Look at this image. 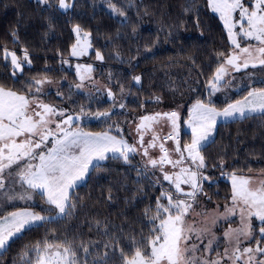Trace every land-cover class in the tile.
<instances>
[{
  "label": "trees",
  "instance_id": "obj_1",
  "mask_svg": "<svg viewBox=\"0 0 264 264\" xmlns=\"http://www.w3.org/2000/svg\"><path fill=\"white\" fill-rule=\"evenodd\" d=\"M53 5H58V0H50L47 6L37 0H0V86L22 91L28 79L72 78V28L79 25L82 31L91 33L88 59H95L99 51L103 56L100 73L125 88L111 112V117H124V123L130 114L143 113L159 103L185 104L183 118L189 104L198 99L208 103V82L220 65V54L226 55L232 48L224 24L208 0H74L67 11ZM112 5L125 15L114 12ZM4 49L14 51L21 60L26 49L31 64L15 69L9 56L5 58ZM134 76L141 77L139 84L134 83ZM251 87L264 88V83ZM248 90L244 88L230 100L242 98ZM210 101L216 107L227 103ZM121 103L124 109L119 108ZM82 127L109 129L93 123ZM112 133L120 135L116 130ZM180 138L189 141L190 132L181 129ZM202 154L206 168L201 171L208 179L201 182L203 191L197 196L203 195L210 202L229 199L231 185L226 177L231 173L264 174V114L219 122ZM221 162L223 167L219 166ZM162 192L176 190L168 181L156 178L138 154L128 163L111 158L100 162L72 190L75 212L33 226L12 240L0 253V264H23L21 256L28 248L65 238L77 244L96 242L89 254L78 252L82 264H100L99 257L105 253L106 264H122L121 250L126 257L139 246L133 240H140L141 234L150 237L152 225L145 210L151 209L149 216L155 214L156 200ZM105 227L108 235L104 234ZM113 236L118 242L111 239ZM110 241L114 247H105ZM29 256L34 258L35 253Z\"/></svg>",
  "mask_w": 264,
  "mask_h": 264
},
{
  "label": "snow or ice",
  "instance_id": "obj_2",
  "mask_svg": "<svg viewBox=\"0 0 264 264\" xmlns=\"http://www.w3.org/2000/svg\"><path fill=\"white\" fill-rule=\"evenodd\" d=\"M37 3L47 6L50 0H37ZM73 3L58 0V5L53 7L67 11L73 7ZM208 5L213 12L219 14L230 43L234 46L232 53L226 58L223 53L220 54L224 62L208 82L211 95L221 91L220 85L229 74V67L234 71L247 69L249 66L264 67V0H254L250 6L246 5L245 0H208ZM111 8L121 17L125 15L114 5ZM237 12L239 18L234 19ZM237 27L238 32L234 31ZM73 31L78 40L72 46L71 56L87 54L91 47V33L82 32L79 25L74 26ZM12 35L15 39V33ZM242 40L246 46H242ZM253 41L254 45L250 43ZM9 55L11 64L17 70H22L24 63L31 64L26 49L23 50V60L18 59L14 51L9 53L4 49L5 58ZM96 59L103 60L99 51H96ZM76 69L80 81L91 79L83 73H90L92 65L78 64ZM132 79L136 84L141 81L140 76ZM44 82L34 81L36 85ZM81 87L82 83L76 85L78 89ZM28 91L31 92V88ZM40 91L37 87L36 92ZM121 91L123 92L122 86ZM107 95L115 99L110 89ZM119 108L124 109L125 105L121 103ZM251 114H264V88H252L241 100L227 103L222 110L212 106L210 100L205 103L198 99L189 110V117L185 122L191 129L189 143L181 145L180 114L173 110L141 116L135 129L138 134L137 142L129 144L122 135L112 134L113 127L118 134L123 132L118 125H110L108 130L99 133L86 132L79 127L78 122L82 117L91 115L94 118H110L109 111L93 114L81 108L79 115L69 114L67 109L0 86V196L5 202L30 200L31 190L45 198L49 207L42 211L55 213L50 216L23 210L0 217V253L6 250L12 240L22 236L33 226H42L57 217L72 215L77 208L72 190L85 181L87 174L99 167L100 162L111 158L128 163L130 157L138 154L142 148V155L147 158L145 166L159 168L163 180L174 185L177 195L174 197L172 193L162 192L156 200L155 214L149 216L151 209L145 210L148 223L152 225L149 229L151 235L144 237L141 234L140 240L132 241L139 246L131 258L125 257L121 250L123 264H264V179L256 182L251 176L239 175L234 171L230 174V206L226 205L223 213L213 216L211 225L199 226L197 222L188 223L187 220L197 195L203 191L201 182L208 179L201 171L206 168L202 149L212 142L218 118L227 121L247 118ZM160 120L167 121L171 130L158 145L161 155L153 158L149 155V149L156 148L161 137L152 135L145 146V133L150 132ZM168 141L173 142L171 150L165 146ZM173 154L178 158L173 159ZM165 165H170L173 169L179 168V171L170 174L164 171ZM219 166L223 167V162ZM17 184L26 186L23 193L15 191ZM182 184L188 185L190 190L185 191ZM162 200L167 202L162 203ZM236 215H239L240 226L229 227L224 231L226 246L221 252L218 250L220 238L215 235L213 228L220 221H228ZM253 217L260 221L258 233L251 223ZM100 226L97 221L96 228L99 229ZM104 234L108 235L107 227ZM111 239L118 242L115 236ZM246 242L249 246H245ZM95 244L91 240L77 244L74 239L67 238L58 243L44 241L41 245L38 242L22 254L21 260L23 264H82L78 252L82 251L87 255L90 253V246ZM105 247L114 245L110 241ZM29 253H35V257H30ZM106 256L107 253L99 257L100 264H106Z\"/></svg>",
  "mask_w": 264,
  "mask_h": 264
},
{
  "label": "rangeland",
  "instance_id": "obj_3",
  "mask_svg": "<svg viewBox=\"0 0 264 264\" xmlns=\"http://www.w3.org/2000/svg\"><path fill=\"white\" fill-rule=\"evenodd\" d=\"M69 3H72V0H68ZM251 2H254V0H245V3L247 6L251 5ZM218 16L219 14L216 13ZM220 18V17H219ZM239 18V13L234 14V19ZM221 20V19H220ZM222 21V20H221ZM223 23V21H222ZM224 24V23H223ZM246 26V25H245ZM74 28V26H73ZM72 28V31H73ZM226 29V28H225ZM227 31V29H226ZM234 31H239V27H237ZM85 32V31H82ZM75 36V43H77L78 37L76 33L73 31ZM228 33V32H227ZM230 41V40H229ZM253 45L255 42H250ZM242 46H246L245 42L241 41ZM233 47L231 50L224 55V58L227 57L228 54L232 53ZM90 48L87 50V54L82 56H71V67L73 70V76L70 78L69 76H62L59 78H53L51 76H42L38 78L28 79L25 82L24 89L22 91H16L20 94H28L30 98H37L38 100L56 106L61 109H67L69 114L79 115L80 109L83 108L85 112L88 113H96V112H105L109 111L112 112L113 109H115L116 103L120 102L121 96L125 93L124 86L118 84L115 80H113L112 77L108 76L106 73L101 74L100 73V61L95 59H88ZM11 53V52H9ZM9 58L11 60V57L9 55ZM224 58H221L220 65L224 62ZM92 65V71L90 73H83L86 77H91V79L86 78L83 82L80 81L78 75H77V69L76 65ZM219 65V66H220ZM229 74L224 77V80L221 82V91L211 94L209 96V100H217L221 102H227L232 103L236 100H241L242 98L236 99V100H230L231 97L234 96V94L242 91L244 88H249L248 91L252 89V85L254 83H264V67L257 66L255 68L249 66L247 69H241L240 71H234L231 67L228 69ZM35 80H44L45 82L41 85H36L34 83ZM50 81V82H49ZM83 84V87L76 88L77 84ZM121 86L123 87V92L121 91ZM37 87L41 89L39 93L36 92ZM29 88H31V92H29ZM6 89V88H5ZM111 90L112 93L115 96V99L112 97H109L107 95L108 90ZM6 90H12V89H6ZM59 93V95H58ZM196 102V101H195ZM191 103L187 106V113L184 115L183 118V110L185 104H176L173 106L165 105L163 103H159L157 105H154L153 108H150L143 113L135 114L132 116H128L126 123H124L125 119L122 118H116L115 116L111 117H100V118H94L93 116H85L80 119L79 127H81L86 132H92V133H99L104 132L105 130H88L87 128L82 127L84 124H92L93 125H105L109 128L110 125H118L119 128L123 129V132L120 133L125 139H127L129 144H136L138 139V134L136 132V125L139 123V118L144 115H151L157 112L164 113V112H170L173 110H176L180 114V135H181V129H184L188 132H190L191 135V129L187 126L185 123L188 120L189 117V110L191 109L192 105L195 103ZM226 103V105H227ZM216 107L217 109L222 110L224 107ZM57 120L59 118H56ZM223 118H218L217 124L219 122H225ZM228 121V120H227ZM125 125H124V124ZM216 124V125H217ZM124 125V126H122ZM76 125H73L75 127ZM54 127V125H52ZM216 128V126H215ZM113 130H116L115 127H113ZM170 127L167 121L160 120L158 124H154L153 128L150 132L145 133V146H147L148 141L151 140L152 135H158L161 137V140L157 141V147L154 149H149V155L153 158H158L161 155V152L159 150V143L163 142V137L166 136L170 132ZM215 131V129H214ZM113 135H116L112 133ZM214 134V132H213ZM189 141L182 142L180 138L181 145L184 143H189ZM170 150L174 147L172 141H168L165 145ZM139 148V145H137ZM143 149L140 148V151L138 155L140 156L141 160L145 163H147V158L142 155ZM173 159L178 158L177 155H172ZM187 166V165H184ZM153 170V173L155 174L156 178H160L163 180V174L159 168L153 169L150 165H148ZM164 171L172 174L179 171V168L173 169L170 165L164 166ZM239 175H245V176H251L254 181L258 182L262 179H264V174L261 172H250L246 174H239ZM231 185L230 181V175L226 177ZM164 181V180H163ZM185 191H189L190 187L183 185ZM254 187L256 184L253 185ZM26 186H21L17 184L15 186V191L23 193L25 191ZM12 191V189H10ZM173 196L175 197L177 194L176 192L173 193ZM29 194L32 196V199H23V200H12L10 202H5L3 197L0 196V217L7 215L9 212L14 211H23V210H29L34 211L37 213H40L41 215H50L54 216L55 213H51L48 211H42V209H47L46 207H43L42 205H47L45 203V198L41 196L37 192H32L29 190ZM232 190L230 193V197L227 200H224L223 202H217V201H208V199L201 195L196 197V202L193 205V209L191 211V215L187 217L188 223H192L193 221L197 222L199 226H203L204 224L211 225L212 218L215 215H218L219 213H223L225 210V206H230V198H231ZM37 195L41 198L39 199ZM184 198V197H180ZM166 200H162V203H166ZM37 206V207H36ZM39 206V207H38ZM39 208V210L35 209ZM200 215H197V214ZM206 214V215H205ZM252 226L255 232L258 233V229L261 226L260 221L256 219L255 217L252 218ZM240 226V218L239 215L231 217L228 221H220L216 227L213 228V232L217 237L220 238V248L219 251H223V248L226 246L225 241L223 239V233L225 230H227L229 227L231 228H237ZM205 243L207 242V238H205ZM254 245V242H253ZM245 246H249V244L246 242ZM135 252V251H134ZM132 252L130 255H127V258H131V256L134 254ZM212 255H215L213 253ZM123 264V261H122Z\"/></svg>",
  "mask_w": 264,
  "mask_h": 264
}]
</instances>
